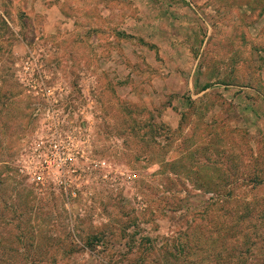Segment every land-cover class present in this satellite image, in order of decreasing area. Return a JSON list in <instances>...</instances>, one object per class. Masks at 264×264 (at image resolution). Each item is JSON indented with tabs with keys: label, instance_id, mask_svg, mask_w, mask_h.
I'll return each instance as SVG.
<instances>
[{
	"label": "rangeland",
	"instance_id": "rangeland-1",
	"mask_svg": "<svg viewBox=\"0 0 264 264\" xmlns=\"http://www.w3.org/2000/svg\"><path fill=\"white\" fill-rule=\"evenodd\" d=\"M1 255L264 264V0H0Z\"/></svg>",
	"mask_w": 264,
	"mask_h": 264
},
{
	"label": "built area",
	"instance_id": "built-area-1",
	"mask_svg": "<svg viewBox=\"0 0 264 264\" xmlns=\"http://www.w3.org/2000/svg\"><path fill=\"white\" fill-rule=\"evenodd\" d=\"M52 148H53V150H56L57 149V145H52ZM55 160V165H56V167L58 168V170H57V172L60 170H62L63 169V164H64V162H63V159H61L59 156L56 158V159H54ZM36 174V180L38 181V180H40L41 179V176L40 175H37V173H35Z\"/></svg>",
	"mask_w": 264,
	"mask_h": 264
},
{
	"label": "trees",
	"instance_id": "trees-1",
	"mask_svg": "<svg viewBox=\"0 0 264 264\" xmlns=\"http://www.w3.org/2000/svg\"><path fill=\"white\" fill-rule=\"evenodd\" d=\"M2 258H3V256L1 255V257H0V261H1Z\"/></svg>",
	"mask_w": 264,
	"mask_h": 264
}]
</instances>
